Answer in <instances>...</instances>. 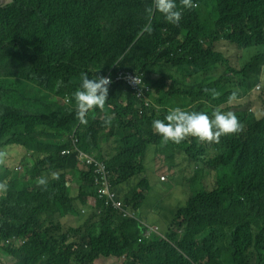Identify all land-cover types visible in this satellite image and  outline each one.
Here are the masks:
<instances>
[{
	"label": "rangeland",
	"instance_id": "obj_1",
	"mask_svg": "<svg viewBox=\"0 0 264 264\" xmlns=\"http://www.w3.org/2000/svg\"><path fill=\"white\" fill-rule=\"evenodd\" d=\"M234 1L236 5L228 2L225 7H216V0H193L198 7L181 8L178 26L155 13L151 17L154 45L150 56L162 62L168 49L172 59L183 58L185 65L156 70L153 77L137 73L143 79V87L129 83L128 78L136 74L128 69L116 65L97 67L99 76H107L113 69L123 78L119 86L113 81L109 85L110 99L119 100L122 94L139 92L132 98L134 112H142L152 105L157 109L163 98L170 101L171 107H176L185 95V108L190 111L211 114L220 105L225 111H234L244 131L222 136L218 144L202 142L209 148L206 152L194 145L198 140L194 137H189L184 147L171 141L161 146L159 135L149 140L143 138L139 146L123 144L120 147L122 157L128 158L139 171H151L154 205L169 204L172 208L169 212L147 213L138 225L129 217L110 230L105 225L88 226L81 218L78 226L85 233L77 239L85 241L90 249L104 244L105 250L112 253L109 243L112 237L130 247L127 256H119L123 264H139L136 255L140 254L152 255L153 264H227L223 260L226 257L237 264H264V100L252 101L241 92V78L249 73L246 65L260 63L264 66V3L262 0ZM113 4L114 0H37L34 12L22 10L23 21L18 24L14 15L22 8L21 1L0 0V15H4V28L12 51L24 49L31 42L39 48L37 57L42 59L56 32L60 55L65 51L66 37L70 36L78 50L91 51L90 56L98 60L97 51L114 49L112 43L99 39L104 32L103 24L111 33L138 34L136 41L139 43L141 35L146 33L141 31L149 19L146 6L128 0L122 8V20L113 22L107 15ZM177 4L179 7V0ZM199 11L209 17L207 24L197 19ZM240 13L246 18L240 25L223 21ZM211 40L239 47L238 61L228 64L216 54L199 58L196 53L205 51ZM164 77L168 79L167 84H164ZM195 88H215L221 95L218 99L196 100L193 97ZM235 89L239 90V97L228 104V96ZM246 107L262 114L245 120L243 110ZM107 109L113 110V107ZM248 138L256 145H249ZM223 149L230 153H223ZM134 196L139 202L146 201L142 189L136 190ZM210 201L232 208L213 213L207 209ZM6 220L14 219L9 216ZM211 223H216L221 230L211 229ZM198 247L200 261L196 260ZM213 251L220 261H211ZM69 264L88 263L74 258Z\"/></svg>",
	"mask_w": 264,
	"mask_h": 264
},
{
	"label": "clouds",
	"instance_id": "obj_2",
	"mask_svg": "<svg viewBox=\"0 0 264 264\" xmlns=\"http://www.w3.org/2000/svg\"><path fill=\"white\" fill-rule=\"evenodd\" d=\"M194 7L198 5L193 0H179V7L177 0H152L145 8L149 19L141 31L152 34L151 17L157 12L178 26L180 9ZM7 48L6 42L0 43V264H69L74 258L88 264H109L127 256L126 244L112 237V253L104 244L92 250L77 239L85 233L77 224L79 218L88 226H112L118 219L132 217L138 225L147 213L172 208L154 205L150 170L139 171L121 156L120 147L139 146L140 138L159 135L161 146L171 141L184 147L194 137L199 140L195 146L202 150L201 142L218 144L222 136L244 131L236 113L225 111L223 105L211 114L185 109V95L176 107L163 98L158 114L155 105L144 112L131 111L126 101L121 110H106L109 85L112 81L120 84L123 78L113 69L98 77L97 67H109V63L90 59L91 51H83V59H77L70 36L66 37L64 57L57 62L61 74L40 63L42 71L48 70L47 78L40 81L33 79L29 69L36 54L7 59ZM150 50V46L140 45L139 55L145 57ZM57 53L55 45L50 57ZM224 58L233 63L232 55L227 53ZM125 63L133 65L130 60ZM121 68L136 74L128 78L129 83L144 86L137 76L143 73ZM244 81L246 98L254 101L264 94V71L254 72ZM203 93H210L212 99L221 95L215 88H195L193 97ZM238 97V89L231 91L227 103ZM258 114L262 113L247 107L243 110L245 120ZM157 115L162 119L153 120ZM138 189L144 190L145 202L135 199ZM9 216L15 219L7 221ZM19 232L22 234L15 237Z\"/></svg>",
	"mask_w": 264,
	"mask_h": 264
},
{
	"label": "trees",
	"instance_id": "obj_3",
	"mask_svg": "<svg viewBox=\"0 0 264 264\" xmlns=\"http://www.w3.org/2000/svg\"><path fill=\"white\" fill-rule=\"evenodd\" d=\"M19 1H21L23 6L21 9H18L16 11L14 18L18 24H21L23 21L22 15H21L22 10H24L28 13L34 12L36 9V1L37 0H19ZM102 1H104V0H102ZM114 1H115V4H113L111 9L109 11H107V15L113 22H120L122 20V10H123L122 8L128 0H114ZM134 1L142 4L143 6H147V5L152 3V0H134ZM205 1H209V0H205ZM262 1L264 3V0H262ZM228 2L233 4V5H236L234 0H228ZM1 16H4V15H1ZM197 19L204 24H207L210 21L209 17L201 11L198 12ZM223 21L225 23L229 22L233 25H240V24L246 22V18L244 17L243 14L240 13L238 15L233 16L230 19L224 18ZM5 23H6L5 18L0 21V43L6 42L8 44V48L6 51V54H7L6 58L7 59H17L18 57L26 56V55L35 53L37 60L34 64H32L29 67V69L32 72L33 79L40 81V80H44L47 78L48 70L42 71L41 70L42 64H40V63H45V65H47V66L49 65V69L56 70V71H58V74H61V69H59V67H57V62L61 61L63 59L64 53L60 55L59 49H58L57 55L54 57H50L52 50H53V46L57 45V33L56 32H53L50 48L48 50H45L43 52L42 59H39L37 57V52L39 51V48L34 46L31 42H28L27 46L24 49H19V50H15V51L11 50V41H10L9 36H8V34L4 28ZM102 28H103L104 32L99 35V39L103 42L112 43L114 45V49L109 50L107 48H103V49L97 51V54L99 56V59H102V60L106 61L107 63H109V67L116 65L118 67L136 69V70H138L141 73L146 74V75H148V72H149L150 73L149 76L153 77V73L156 70H161V69L168 70L170 68H178V67H182L185 65V60L183 58L176 57V58L172 59L170 54H169L168 49H166L164 52L165 56H164V59L162 62H160V60H158V59L152 58L150 56V54L152 52V48L154 45V35L153 34L149 35L147 32L145 34H142L141 35L142 42L139 43L136 41L138 34L121 35V34L111 33V32H109V30L105 24H103ZM144 35H148L147 38L144 37ZM140 45L151 47V50L149 51V53L145 57H142L139 55V46ZM74 47H75L76 58L77 59H83V51L78 50L75 43H74ZM239 50H240L239 47H237L233 43L221 41V40H211L208 43L207 49L205 51H198L196 54L199 58H204L208 54H216L225 60L224 56H225V54L228 53V54L232 55V57L234 59L233 62H234V61H238ZM90 59L95 60L91 56H90ZM126 60H130L133 63V65L125 63ZM164 62H166V66H163ZM246 68L249 70V73L241 78V82L243 85L241 88V92L243 91V89L246 86V82L244 81L246 78H250L254 74V72L264 71V66L260 63H249L246 65ZM96 73H97V69H96ZM97 76L99 77L98 73H97ZM163 80H164V84L168 83L167 77H164ZM120 84H115V85L119 86ZM46 87L50 89V81H48V80L46 83ZM38 91L40 93H44L41 90V88H38ZM135 95H136L135 93L134 94H131V93L122 94V96L119 100H112L108 97L109 99L107 101L105 109L108 110L107 107L112 106L113 110H121L124 108L123 107V101H126L128 103V109L133 111L132 110V98ZM204 98H212V97H211L210 93H203L202 95L195 97L194 99L202 100ZM258 99L264 100V94L263 93L259 94L257 96L256 100H258ZM256 100H254V101H256ZM161 106H162V101L158 104V107L156 109L157 114L161 111ZM46 107H50V105H46ZM170 107H171V105H170ZM113 110H108V111H113ZM144 111H146V110H144ZM144 111H142V112H144ZM254 116H256V115H254ZM159 117L160 116L157 115L156 117H154V119L159 118ZM143 123L152 124V122H146V121H144ZM143 138H146L148 140L151 139V138H147V137H142L139 139L140 143H141ZM247 142L249 145H252V146L256 145L255 142L251 138H248ZM186 143H187V141H186ZM194 145H195V141H194ZM201 147H202L203 152H206L209 149L208 146L204 145L202 142H201ZM262 149H263V147H262ZM222 152L227 154V155L230 153L226 149H223ZM150 173H151V171H150ZM151 175H152V173H151ZM230 208H232V206H230L228 204L218 203L216 201H210L207 204V209L213 213H221V212L227 211ZM245 215L252 222L250 215L248 213H246ZM10 217H12V216H10ZM12 218L15 219L14 217H12ZM121 221H122L121 219H118L116 224H114L112 226H107V225H105V226L107 227L108 230H110L112 227L121 223ZM209 227L215 231L221 230V228L216 223H211ZM121 243H123V242H121ZM125 244L127 246V250H129V252H130L129 245L127 243H125ZM95 250H97V249H95ZM181 257L184 258L183 255ZM136 259L138 260L139 264H153L152 263V255L140 254V255H136ZM196 260L200 261V247H198V249H197ZM220 260L221 259L219 258L217 253L215 251H213L211 261L212 262H218ZM223 260L227 264H237L232 258H229V257H226ZM97 264H107V263H103V262L99 261V263H97ZM109 264H123V263L119 259H117L115 261H112ZM167 264H169V263H167Z\"/></svg>",
	"mask_w": 264,
	"mask_h": 264
},
{
	"label": "water",
	"instance_id": "obj_4",
	"mask_svg": "<svg viewBox=\"0 0 264 264\" xmlns=\"http://www.w3.org/2000/svg\"><path fill=\"white\" fill-rule=\"evenodd\" d=\"M228 4V0H216V7H225Z\"/></svg>",
	"mask_w": 264,
	"mask_h": 264
},
{
	"label": "bare ground",
	"instance_id": "obj_5",
	"mask_svg": "<svg viewBox=\"0 0 264 264\" xmlns=\"http://www.w3.org/2000/svg\"><path fill=\"white\" fill-rule=\"evenodd\" d=\"M80 220H81V218H79V219L77 220V224L79 223Z\"/></svg>",
	"mask_w": 264,
	"mask_h": 264
}]
</instances>
